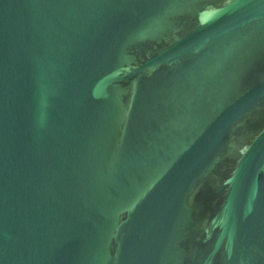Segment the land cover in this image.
I'll list each match as a JSON object with an SVG mask.
<instances>
[{
    "label": "water",
    "instance_id": "water-1",
    "mask_svg": "<svg viewBox=\"0 0 264 264\" xmlns=\"http://www.w3.org/2000/svg\"><path fill=\"white\" fill-rule=\"evenodd\" d=\"M0 264H264V0H0Z\"/></svg>",
    "mask_w": 264,
    "mask_h": 264
}]
</instances>
